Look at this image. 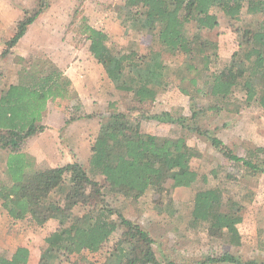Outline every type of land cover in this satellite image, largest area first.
Segmentation results:
<instances>
[{
    "label": "trees",
    "instance_id": "trees-1",
    "mask_svg": "<svg viewBox=\"0 0 264 264\" xmlns=\"http://www.w3.org/2000/svg\"><path fill=\"white\" fill-rule=\"evenodd\" d=\"M48 1L41 0L35 11L25 10L15 33L6 41L3 55L24 37L45 11ZM217 8L236 27L241 39L239 48L227 58L220 55L217 41H199L183 28L192 21L196 24V35L216 28L220 23L218 13L214 12ZM116 15L125 27L124 32L133 29L139 34L157 33L161 44L160 49L144 53L134 47L137 44L134 41L124 51H116L104 29L87 22L82 26L92 56L104 66L116 88L131 93L135 101L155 102L169 81L167 56L184 54L188 56L187 71H194L193 76L180 79V83L185 80L189 83L179 86L184 93L190 94V86L197 85V75L208 70L211 96L226 98L240 90L242 103L264 110V0H124ZM247 16L251 19L246 20ZM41 60L30 69H22L19 79L0 95V149L9 153L6 173L0 180L1 205L15 221L29 218L40 226L52 219L58 222L57 228L44 238L39 264H49L50 254L55 259L69 260L70 253L97 252L116 232L122 235L114 251L102 263L89 260L86 264H162L150 234L113 204L121 196L138 199L155 187L169 192L181 187L194 189L189 226L203 227L214 238L242 245L239 229L244 220L242 201L226 195V182L212 184L210 173L193 165L192 160L199 156L198 148L189 144L186 136L160 137L141 132L140 119L120 110L116 102L109 103L108 119L92 143L87 169L77 162L33 168L21 151L22 145L45 128L42 119L49 101L72 94L71 78L51 60ZM140 116L179 121L170 112L152 115L142 112ZM210 139L224 155L241 159L219 137L213 135ZM262 150L263 147L258 148ZM243 161L251 168L257 166L252 160ZM91 175L103 177L105 183L100 185ZM257 237L259 249L264 250V226L257 228ZM29 257L26 246L14 251L0 248V264H28ZM209 260L193 264H206ZM220 261L241 264L228 252L220 256ZM69 264L77 262L70 260Z\"/></svg>",
    "mask_w": 264,
    "mask_h": 264
},
{
    "label": "rangeland",
    "instance_id": "rangeland-1",
    "mask_svg": "<svg viewBox=\"0 0 264 264\" xmlns=\"http://www.w3.org/2000/svg\"><path fill=\"white\" fill-rule=\"evenodd\" d=\"M123 3L124 0H49L45 11L30 25L19 43L8 54L3 55L6 41L15 33L18 20L22 19L25 10H37L41 0H0V6L4 5V12L8 15L7 20L0 17V95L11 83L19 79L22 69L32 68L43 61L41 58L51 60L64 72L63 68L66 66L77 67L78 59L87 64L84 65L83 71L87 67L91 68L90 41L82 29L86 22L108 32L110 45L116 51H124L134 41L137 43L134 47L144 53L160 49L157 33L139 34L133 29L124 32L125 27L116 15V9ZM214 12L218 13L220 22L216 28L203 31L200 35H196L195 21L185 24L183 28L188 35L198 38L199 41H217L220 55L227 58L239 48L241 39L236 33V27L230 24L221 9L217 8ZM250 19L251 17L247 16L246 20ZM2 20H6L7 24ZM187 57L184 54L167 56L169 81L153 103L140 104L134 100L131 93L118 90L115 83L108 79L111 83L105 84V90L109 93L105 92L99 96L102 107L87 118L83 100L78 92L73 90L72 85L74 96L71 94L70 97L51 100L44 111L42 124L45 128L36 134L46 131V138L34 142L31 140L28 143L31 139L29 138L22 145L21 151L28 157L33 168L45 169L54 167L55 164L64 165L72 156L74 163L77 162L87 169V158L92 143L102 123L108 119L109 103L116 102V107L120 110L129 111L140 119L141 132L160 137L186 136L189 144L199 150V156L192 160L193 165L197 169L207 170L212 184L226 182V195L241 200L243 204L244 220L239 224L243 242L242 245L234 246L223 238L209 235L203 227L189 226L194 189L181 187L169 192L155 187L138 199L121 196L113 204L117 205V210L150 234L154 250L162 264H167L168 261L193 264L194 261L208 258L210 260L206 264H229L220 261V256L225 252L235 255L241 264L246 261L264 262V250L259 249L257 237V228L264 226V151H258L259 147L264 148V110L254 104L242 103L240 98L243 93L240 90L226 98L211 96L208 70L200 71L197 75V85L190 86V94L184 93L179 86L182 83L187 86L189 83L187 80L180 83L181 77L194 75L193 70L187 71ZM99 66L97 68L94 65L93 73H89L88 81L91 83L85 82V100L88 104L95 98L90 92V87L95 88L94 82L105 71L102 64ZM80 72L82 70L77 67V77ZM54 108L56 110H53ZM142 112L151 115L170 112L179 118V121L142 118ZM47 113L52 115L47 116ZM45 115L47 119L44 118ZM83 117L86 121H81ZM63 118L67 119L66 123L74 125L72 126L76 128L78 135L74 141L69 136H61V144L67 145V138L68 147H74L76 152L80 150L78 153L69 151L70 153L64 154L59 148L56 131L52 126L57 125ZM82 129H88L85 136H81ZM213 135L223 140L241 159L234 160L224 155L212 144L210 137ZM46 144L50 146V153L38 152L42 151V145ZM8 158V151L0 149V180L5 176ZM244 159L252 160L257 165L256 168L247 166ZM90 177L100 185L105 183L101 176ZM61 195L64 196V193ZM114 218H117L116 215ZM57 226L58 222L53 219L42 226L29 218L15 221L6 213L0 201V248L14 251L19 246H27L30 250L28 264H39L44 238ZM121 235L122 232L114 233L111 240L97 252L83 250L78 254L70 253L69 260L65 257L55 259L50 254L49 264H69L70 260L77 264H86L89 260L102 263L106 256L114 251Z\"/></svg>",
    "mask_w": 264,
    "mask_h": 264
},
{
    "label": "crops",
    "instance_id": "crops-1",
    "mask_svg": "<svg viewBox=\"0 0 264 264\" xmlns=\"http://www.w3.org/2000/svg\"><path fill=\"white\" fill-rule=\"evenodd\" d=\"M3 7H4V5L3 6H0V17H2L3 19H6L7 20V16L8 15H7V12H4ZM6 20H2L4 24H7ZM76 62H77L78 69L82 70V72H80V74H79V77H77V67L75 65L66 66L63 69L65 70V73L72 80L73 90L75 89L78 92V95L82 98L83 104L85 105L86 112L88 113V115H87V118H88L89 116H93L92 115L93 113H95V112L97 113L98 109L100 107H102L101 104H100L101 102H100L99 96L105 94V92H108V90H105V86H106L105 84L111 83V82H110V80H108L109 77L106 76L107 75L106 71H104V73L100 76V78L99 79L97 78V80L94 82L95 85H96L95 88L93 89V87H90L89 86L90 87V92H92L93 93V96L95 97L91 101V104L89 103L90 104L89 105L88 103H86L87 101L85 100V94H87V92H86L87 91V88L85 87V82L87 81V82L91 83L90 81H88V79H89V73L90 74L93 73V71H94V65L97 68H99L100 67L99 66L100 63L92 56V58H91V68H88L87 67V69L85 71H83L84 67L87 65L86 62L83 61V60L80 61V59H78ZM82 73H83V75H82ZM82 76H83V78H81ZM111 92H112V90H111ZM72 94L74 96V92ZM49 107H50V105H49ZM53 110H56V108H54ZM55 112H57V111H55ZM51 115L52 114H48L47 113V116H51ZM47 116L45 115L44 118L47 119ZM66 121H67V119L65 120V118H63L61 121H59L57 123V125L55 124V126H52V127L55 128L54 130L56 131V137H57V141L59 143L58 144L59 145V148H60L61 152H63L64 154H65V152H69V151H71V152L74 151L75 153H78L80 150H77V152H76V149H74V147H70V146L68 147V140H67V138L65 139V142H66L67 145L61 144V136H63V135L69 136V138H71V140L73 139V141H74L75 136L78 135L77 134L78 132H77L76 128L73 127L74 125L72 123H70V122H67L66 123ZM81 121H86V118L84 119V117H83L81 119ZM86 132H88V129L83 130V133L81 134V136H85L87 134ZM45 133H46V131L45 132L43 131V132L38 133L40 136L38 134H36L35 136L31 137V139L28 140V143L31 140L34 142V141H37L40 138H42V139L46 138L47 135H45ZM42 146H43V148H42L43 150L42 151L39 150L38 152H41V154L42 153H46V152H49L50 153V150L51 149H50L49 144L42 145ZM62 147H63V149H61ZM90 153H91V148H90V151H89L87 160L90 157ZM73 161H74V159L72 158V156H70L69 157V160L66 161L65 163H70V162H73ZM53 166L54 167L55 166H59V164H55ZM29 259H30V257H29Z\"/></svg>",
    "mask_w": 264,
    "mask_h": 264
}]
</instances>
